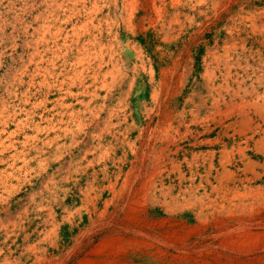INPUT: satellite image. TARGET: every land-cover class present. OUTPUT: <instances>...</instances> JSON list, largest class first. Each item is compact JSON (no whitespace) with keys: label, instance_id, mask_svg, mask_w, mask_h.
<instances>
[{"label":"rangeland","instance_id":"obj_1","mask_svg":"<svg viewBox=\"0 0 264 264\" xmlns=\"http://www.w3.org/2000/svg\"><path fill=\"white\" fill-rule=\"evenodd\" d=\"M0 264H264V0H0Z\"/></svg>","mask_w":264,"mask_h":264},{"label":"bare ground","instance_id":"obj_2","mask_svg":"<svg viewBox=\"0 0 264 264\" xmlns=\"http://www.w3.org/2000/svg\"><path fill=\"white\" fill-rule=\"evenodd\" d=\"M92 45H93V44H92ZM23 162H24V163H26V161H25V160H23ZM235 229H236V228H235ZM245 235H246V234H245ZM248 235H249V234H248Z\"/></svg>","mask_w":264,"mask_h":264}]
</instances>
